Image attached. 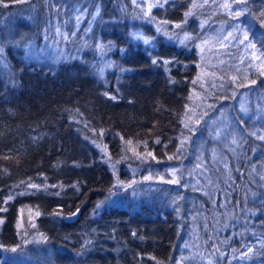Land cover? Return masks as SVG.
Returning <instances> with one entry per match:
<instances>
[{"label": "trees", "instance_id": "trees-1", "mask_svg": "<svg viewBox=\"0 0 264 264\" xmlns=\"http://www.w3.org/2000/svg\"><path fill=\"white\" fill-rule=\"evenodd\" d=\"M138 5L0 0V264H264V0H163L148 17L167 31L139 23ZM71 9L112 47L103 73L86 53L26 54L27 41L69 27ZM209 21L246 44L238 54L232 43L224 70L228 82L244 74L249 116L232 107L238 149L211 164L202 191L155 173L193 157ZM146 162L157 168L149 186L131 171Z\"/></svg>", "mask_w": 264, "mask_h": 264}, {"label": "rangeland", "instance_id": "rangeland-1", "mask_svg": "<svg viewBox=\"0 0 264 264\" xmlns=\"http://www.w3.org/2000/svg\"><path fill=\"white\" fill-rule=\"evenodd\" d=\"M135 1L139 4L141 11V15L138 16L139 23L141 20L150 21L154 31H167L166 23L161 22L158 25L155 20L148 17L151 8L161 4L163 0ZM74 7H78V5L75 4ZM78 9L75 12L71 9L76 19L69 27L59 26L51 34L49 33V36L43 33L38 43L33 40L27 41L25 50L28 57L58 61L71 55L86 53L100 73L110 68L114 64L111 56L112 47L101 41L98 32L97 34L92 33V21H86L87 19L83 18L84 10L79 13ZM170 27L172 29L168 32L176 33V23L172 22ZM206 28V32L203 33L198 43L199 73L196 81L198 88L192 94L193 105L190 108L193 117L189 123L190 131L193 139L195 138L190 148L193 157L185 163L161 167L159 175L157 172L155 173L156 178L163 177L167 181L171 180L177 188L188 187L202 191L208 183L212 184L208 178L211 173V164L217 165L216 160L218 163H222L221 153L223 156L226 151L238 149L244 129L242 128L243 123L235 118L232 107L242 119L249 116V90L240 86L241 83H239L244 82V74L239 78V82L237 79L228 82L224 70L228 55L234 52L231 47L232 43L235 44V51L238 50L237 42L241 43V51H238V54L245 52L246 44L237 37L234 29L226 28L221 23L209 21ZM3 53L0 46V63L4 59ZM228 88H230V93L225 95L224 91ZM155 166L156 164L146 162L145 165L135 167L131 171L139 173L138 177L143 182L139 184L149 186L153 183L150 181L152 179L150 178L152 174L150 169L152 167L157 169ZM216 168H219V165ZM188 195L192 197L191 194Z\"/></svg>", "mask_w": 264, "mask_h": 264}, {"label": "bare ground", "instance_id": "bare-ground-1", "mask_svg": "<svg viewBox=\"0 0 264 264\" xmlns=\"http://www.w3.org/2000/svg\"><path fill=\"white\" fill-rule=\"evenodd\" d=\"M214 55H216V54H214ZM110 57V56H109ZM90 60V59H89ZM92 61V60H91ZM97 61V60H96ZM197 149V148H196ZM131 161H133V160H131ZM136 160H134L133 162H135ZM129 162V161H128ZM130 163V162H129ZM139 164V163H138ZM122 165V164H121ZM141 168V167H140ZM144 168V167H143ZM128 170H130V169H128ZM140 170V169H139ZM123 172V171H122ZM141 172V171H140ZM135 174V173H134ZM132 175V174H131ZM204 188V187H203ZM112 192H113V190H112ZM102 203V202H101ZM100 203V204H101ZM134 216V215H133ZM153 218V217H152ZM20 219V218H19ZM20 220H22V218L20 219ZM133 222V221H132ZM152 222V221H151ZM19 223V222H18Z\"/></svg>", "mask_w": 264, "mask_h": 264}, {"label": "water", "instance_id": "water-1", "mask_svg": "<svg viewBox=\"0 0 264 264\" xmlns=\"http://www.w3.org/2000/svg\"><path fill=\"white\" fill-rule=\"evenodd\" d=\"M76 215H77V212H74L72 215L69 216V218H70L71 220H72V219H75Z\"/></svg>", "mask_w": 264, "mask_h": 264}, {"label": "snow or ice", "instance_id": "snow-or-ice-1", "mask_svg": "<svg viewBox=\"0 0 264 264\" xmlns=\"http://www.w3.org/2000/svg\"><path fill=\"white\" fill-rule=\"evenodd\" d=\"M145 43H147V41H145ZM154 63H155V61H154ZM33 187H35V185H33Z\"/></svg>", "mask_w": 264, "mask_h": 264}]
</instances>
